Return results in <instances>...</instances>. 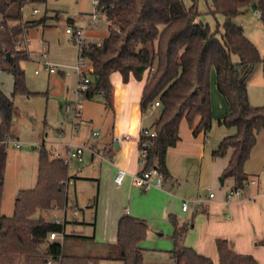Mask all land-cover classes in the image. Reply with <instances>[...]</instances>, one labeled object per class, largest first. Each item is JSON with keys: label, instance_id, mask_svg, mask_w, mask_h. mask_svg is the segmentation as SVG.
<instances>
[{"label": "trees", "instance_id": "trees-1", "mask_svg": "<svg viewBox=\"0 0 264 264\" xmlns=\"http://www.w3.org/2000/svg\"><path fill=\"white\" fill-rule=\"evenodd\" d=\"M18 3L16 15L10 13ZM25 0H0V69L13 75L12 96L33 94L26 84L22 61L31 60L26 34L33 26L44 25L45 16L24 19ZM256 5L264 22V0H212V11L225 16L223 31L212 29L197 20L201 12L196 2L187 6L184 0H99L96 10L109 20L108 34L101 42L83 46V54L94 67L92 80L84 97L102 94L107 107H112L111 74L119 71L125 82L130 74L142 79L148 71L140 100L142 112L160 100L161 114L153 126V137L140 134L139 148L149 141L147 162L139 171L156 167L163 180H170L166 154L180 140V123L186 119L193 133L208 134L213 126L211 75L224 96L228 111L219 123L236 127V133L224 136L214 156H223L232 147L234 152L222 178H234L235 187H244L250 180L244 166L254 147L257 134L264 129V105L249 100L248 82L264 55L250 40L234 17ZM237 56L238 60H234ZM13 98L0 90V203L3 196L8 151L4 141L11 137L15 115ZM199 121L196 123V119ZM112 148L106 154L110 158ZM52 151L41 146L38 178L34 188L19 192L13 215L0 213V264H100L102 259L122 260L124 264H144L140 243L146 238V220L123 214L118 222L117 241L104 255L79 253L69 248L68 239L93 240V236L66 232V224L50 220L38 213L56 207L71 209L68 162L50 158ZM174 225L171 251L175 264H260L252 255L234 251L225 238L216 240L218 262L184 244L190 224ZM71 222H73L71 220ZM51 232H63V240H49Z\"/></svg>", "mask_w": 264, "mask_h": 264}, {"label": "crops", "instance_id": "crops-1", "mask_svg": "<svg viewBox=\"0 0 264 264\" xmlns=\"http://www.w3.org/2000/svg\"><path fill=\"white\" fill-rule=\"evenodd\" d=\"M250 12L255 17L259 15L257 10L251 7L243 14L234 17V21L241 25L240 21L243 22V17ZM257 19L258 25H262V20ZM107 22L109 24L108 18ZM147 77V72L142 79H137L131 73L128 81L125 82L119 71L111 74L112 107L105 105V109H109L107 111L110 112V122L104 127L105 133L102 135L98 131V135L95 136L94 131L91 133L93 137L100 138L99 140L92 141L89 137H79L76 143L78 129H75L74 125L72 127L68 142L85 144L91 150L84 152L82 160L73 158L67 161L69 174L72 177L68 182L69 200L73 211L71 219L76 223L74 226L76 229L72 228L70 231L93 236L94 239L84 241L73 239L75 242L68 239V247L79 253L106 254L108 247L117 241L120 217L123 214H130L148 223L144 240L153 241V245L143 246L144 240L140 243L144 264H173L171 251L174 248V241L171 235L174 225L170 216H175L178 225L190 224L184 244L211 257L214 262H218L216 240L225 238L234 251L252 254L260 264H264V129L257 134L256 143L244 166L250 180L256 179L257 183L246 186L241 194L228 198V191L235 187V180L232 177L222 178L234 148L230 147L223 156H214L213 151L216 146L211 143L208 135L203 131L194 134L186 119L180 123V140L175 146L170 147L166 154L170 180L164 181L163 187L151 186L142 190L134 184V176L142 169L139 164L140 133L144 128H153L161 114V106H155L153 103L146 112L141 111L140 100ZM90 78L92 80V73ZM215 78L213 71L210 87L213 123L220 124L219 118L228 111V105L224 96L217 92ZM8 96L13 98L12 93ZM95 96L91 98L83 96V101H91ZM75 104V99H66L63 104L66 110L62 116L64 119L73 122ZM90 118L87 111L82 108L81 120H91ZM14 119H17L16 113ZM198 121L199 117L196 123ZM13 135L11 132V137ZM119 136H127V138L121 142H113V138ZM50 146L57 148L56 151L63 155L67 150L65 144L51 142ZM110 148L112 154L108 158L106 154ZM86 153L90 157L88 166H92L94 171H88L85 167L75 168L76 161L83 162ZM96 156L100 158L97 159ZM120 168L125 170L126 174L123 182L117 184L115 176ZM72 187L75 194L73 191L70 193ZM77 188L89 190L86 197L90 202L86 206L90 208V212L87 215L79 205ZM210 192L214 193L213 197H210ZM186 200L189 202V208L184 211L182 204ZM82 214L83 220L80 221ZM86 216L88 220L84 219ZM57 219L63 222L60 217L50 220ZM65 219L68 220L67 212ZM67 229L68 224H66V232L69 233ZM86 229L91 231L87 233ZM100 264L124 263L122 260L102 259Z\"/></svg>", "mask_w": 264, "mask_h": 264}, {"label": "rangeland", "instance_id": "rangeland-1", "mask_svg": "<svg viewBox=\"0 0 264 264\" xmlns=\"http://www.w3.org/2000/svg\"><path fill=\"white\" fill-rule=\"evenodd\" d=\"M194 1L201 12L197 20L208 23L212 29H219L222 32L225 16L212 11V0H184L187 6H191ZM34 8H39L40 12L34 15L32 13ZM17 10L18 3L16 2L11 6L10 13L16 15ZM92 13L97 14L96 19L92 17ZM22 14L24 19L45 16V23L29 29L26 34V42L31 53V60L21 62V66L26 72L27 87L33 94L17 93L13 97L17 119H13L11 132L15 137L14 135L11 137L13 139L7 146L8 157L3 196L0 203V213L8 216L13 215L19 192L23 189L34 188L37 184L41 144L43 143L42 145L52 151L50 158H56L55 152L58 149L49 147V144L52 142L64 145L71 138L73 122L62 117L66 111L63 104L66 99H76L79 76L74 67L78 60L79 48L78 44L71 42V36L66 32V28L80 26L84 28V42L88 43H99L108 34L107 17L96 10L95 0H25ZM257 18L259 19L260 15L255 17L250 12L249 15L243 17V22L239 21L245 29L246 36L256 44L264 55V22L262 21V25H258ZM43 53H46L45 57ZM45 60V66L54 65L57 71L48 74V71L44 70L42 66ZM234 60H238L237 56H234ZM36 69L42 70L40 73H36ZM146 72L149 74L148 71ZM13 85V75L0 69V90L10 95L13 92ZM217 92L221 94L219 91ZM248 93L249 100L253 105H264V71L260 63H257L253 69L252 77L248 82ZM80 107L87 111L92 119H82L75 138L76 141H74L77 143L79 137H89L92 141L99 140L100 138L91 135L92 131H98L102 135L105 133L104 127L110 122V112L107 111L109 109H105L104 97L97 94L91 101L84 102L81 99ZM234 133H236V127L214 122L207 135L211 143L217 147L222 137ZM14 138L21 141V148L14 145ZM96 158L100 157L96 156ZM76 163L75 168L85 167L88 171H94L92 166H88L90 157L87 153L83 162L76 161ZM73 166L74 164H72ZM72 191L75 194L73 187L70 189V193ZM88 191L87 188H77L76 190L79 205L82 206L86 215L90 212V208L86 206L90 202L86 197ZM84 193H86L85 196ZM74 194L73 197H75ZM40 214L50 219L60 217L64 220L66 218L65 210H45L38 213L37 216ZM72 214L73 211L69 208L67 211V218L70 219L67 223L69 231L75 228L76 224L71 222ZM84 219L88 220V216ZM79 220H83V214ZM86 231L89 233L91 229H86ZM71 232L74 231L69 233ZM71 241L75 242L73 239ZM144 241L143 246L153 245L151 240Z\"/></svg>", "mask_w": 264, "mask_h": 264}, {"label": "built area", "instance_id": "built-area-1", "mask_svg": "<svg viewBox=\"0 0 264 264\" xmlns=\"http://www.w3.org/2000/svg\"><path fill=\"white\" fill-rule=\"evenodd\" d=\"M99 0H95L96 4L98 3ZM38 12H40L39 8H34L32 13L35 15ZM92 17L94 19H96L97 14L93 13ZM66 32L70 34L71 36V42L74 44H78V60L77 63L74 67V69L76 70V72L78 73L79 76V81H78V90H77V94H76V99H75V109H74V120H73V125L75 129H78L79 124L81 123V99H83V96L86 92V90L89 88V85L91 83V73H93L94 71V67L92 65L91 60L86 57L83 54V46L88 43V42H84V28L81 27H67L66 28ZM46 53H43V56L45 57ZM46 60L45 62L42 64L43 69L47 70L49 73H54L57 71V68L54 65H49V66H45ZM41 70L40 69H36L35 72L39 73ZM155 106H161L160 100H156L153 103ZM94 136L98 135L97 131L93 132ZM143 135L146 136H151L153 137L155 135V130L153 128L148 129V128H144L141 130V133ZM127 138L126 137H114L113 138V142H121L123 139ZM11 137L5 139L4 141H2L3 143H5L6 147L8 146V144L11 141ZM14 145L17 148H21L22 147V143L21 141H19L18 139L13 140ZM43 144V143H42ZM41 144V146H42ZM150 145L149 141H145L142 143L141 147L139 148V164L141 165V167L143 168V166H145L146 162H147V147ZM58 146V145H57ZM65 149L66 152L65 154H61V152L56 151L55 152V156L57 158H62L65 161H69L71 159H77V160H82L83 159V155L84 152L86 150H91V148L85 144H75L72 141L68 142L65 144ZM126 171L123 169H119L116 176H115V182L117 184H121L123 182V179L125 177ZM257 180L256 179H251L249 181H247L245 183L244 187H233L228 191V198L233 197L234 195H239L242 193V191L244 190V188L246 186L252 185V184H256ZM134 184L136 186H138L139 188H142L143 190L150 188L151 186H158V187H163L164 185V180H163V175L162 173L159 171V169H157L156 167L150 168L149 170H146L144 172H140L138 174H136L134 176ZM210 197L214 196L213 192H210ZM189 208V202L186 200L183 202L182 204V210L186 211ZM56 222H62L61 220L57 219ZM64 233L62 232H51L50 233V240H54V239H58V238H63ZM46 264H55L52 261H48Z\"/></svg>", "mask_w": 264, "mask_h": 264}, {"label": "water", "instance_id": "water-1", "mask_svg": "<svg viewBox=\"0 0 264 264\" xmlns=\"http://www.w3.org/2000/svg\"><path fill=\"white\" fill-rule=\"evenodd\" d=\"M252 8L256 9V5H255V4H253V5H252Z\"/></svg>", "mask_w": 264, "mask_h": 264}]
</instances>
